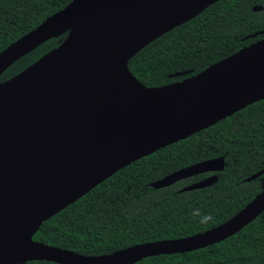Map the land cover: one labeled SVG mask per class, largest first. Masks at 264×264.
I'll list each match as a JSON object with an SVG mask.
<instances>
[{
	"label": "water",
	"instance_id": "1",
	"mask_svg": "<svg viewBox=\"0 0 264 264\" xmlns=\"http://www.w3.org/2000/svg\"><path fill=\"white\" fill-rule=\"evenodd\" d=\"M216 1L70 0L0 51L1 74L44 41L66 33L55 48L0 81V264H134L218 243L262 213L264 190L205 231L99 255L32 239L43 221L117 170L264 98V36L164 85L142 84L127 66L145 45ZM114 45L118 63L96 69ZM223 168V156L206 159L150 185L161 188ZM216 180L214 174L181 190Z\"/></svg>",
	"mask_w": 264,
	"mask_h": 264
},
{
	"label": "trees",
	"instance_id": "2",
	"mask_svg": "<svg viewBox=\"0 0 264 264\" xmlns=\"http://www.w3.org/2000/svg\"><path fill=\"white\" fill-rule=\"evenodd\" d=\"M70 0H0V51ZM254 5L261 10L254 11ZM256 33L255 36H251ZM52 37L8 66L6 80L55 48ZM264 36V0H217L161 34L127 62L146 86L194 75ZM264 99L236 111L117 170L43 221L35 240L85 255L111 253L142 242L189 236L216 226L264 185L243 179L264 166ZM224 157L212 185L182 191L192 176L161 188L150 183L187 165ZM202 215L213 217L201 223ZM23 264H58L31 260ZM134 264H264V210L235 234L192 251L160 254Z\"/></svg>",
	"mask_w": 264,
	"mask_h": 264
},
{
	"label": "flooded vegetation",
	"instance_id": "3",
	"mask_svg": "<svg viewBox=\"0 0 264 264\" xmlns=\"http://www.w3.org/2000/svg\"><path fill=\"white\" fill-rule=\"evenodd\" d=\"M263 37V36H262ZM254 42V41H253ZM189 77V76H188ZM262 99H264V98H262ZM261 100V99H260ZM258 101V100H257ZM254 102H256V101H254ZM254 102H252V103H254ZM252 103H249V104H247L246 106H248V105H250V104H252ZM245 106V107H246ZM245 107H243V108H245ZM242 108V109H243ZM241 110V109H240ZM235 113V112H234ZM232 115V114H231ZM262 145H264V142H263V144ZM264 166H258V168L257 169H255V171L254 172H251V173H249V175L248 176H246L244 179H243V181L244 182H251V181H258L259 182V184L260 185H262L263 183H264ZM261 171H263V172H261ZM259 172H261V173H259ZM257 173H259L256 177H254V178H252V179H250V180H247V178H249V177H251V176H253V175H255V174H257ZM214 174H216L217 175V172H214V171H208V172H203V173H198V174H195V175H192V176H196V175H198V176H200V178L199 179H197V180H195V181H192V182H190V183H188V184H191V183H194V182H198V181H200V180H203V179H205V178H207V177H209V176H212V175H214ZM192 176H189V177H192ZM189 177H186V178H183V179H187V178H189ZM217 178H218V176H217ZM183 179H180V180H177V181H181V180H183ZM176 181V182H177ZM217 181V180H216ZM215 181V182H216ZM175 182V183H176ZM188 184H186V185H188ZM186 185H184V186H186ZM210 185H212V184H210ZM184 186H182V188L184 187ZM209 186V185H208ZM206 187V186H205ZM262 190H264V185L259 189V191L257 192V193H255L254 194V196L256 195V194H258L259 192H261ZM253 196V197H254ZM252 197V198H253ZM250 201V200H249ZM248 201V202H249ZM247 202V203H248ZM246 204V203H245ZM244 204V205H245ZM243 205V206H244ZM242 206V207H243ZM241 207V208H242ZM53 216V215H52ZM50 218V217H49ZM40 227V226H39ZM38 230V229H37ZM36 230V231H37ZM36 233V232H35ZM34 233V234H35ZM33 234V235H34ZM32 239L33 240H35L34 238H33V236H32ZM35 241H38V240H35ZM39 242H41V241H39ZM44 243V242H43ZM45 244H47V243H45ZM48 245H50V244H48ZM29 261H31V260H29ZM27 262V261H26ZM25 263V262H24ZM19 264H23V263H19ZM59 264V263H58Z\"/></svg>",
	"mask_w": 264,
	"mask_h": 264
},
{
	"label": "bare ground",
	"instance_id": "4",
	"mask_svg": "<svg viewBox=\"0 0 264 264\" xmlns=\"http://www.w3.org/2000/svg\"><path fill=\"white\" fill-rule=\"evenodd\" d=\"M120 55L118 45H114L112 48L106 50L102 56H100V58L96 61V64H94V67L98 70H102V66L112 68L118 63Z\"/></svg>",
	"mask_w": 264,
	"mask_h": 264
},
{
	"label": "clouds",
	"instance_id": "5",
	"mask_svg": "<svg viewBox=\"0 0 264 264\" xmlns=\"http://www.w3.org/2000/svg\"><path fill=\"white\" fill-rule=\"evenodd\" d=\"M212 219H213V217H211L210 215H202L201 219H200V222L204 223V222L211 221Z\"/></svg>",
	"mask_w": 264,
	"mask_h": 264
}]
</instances>
